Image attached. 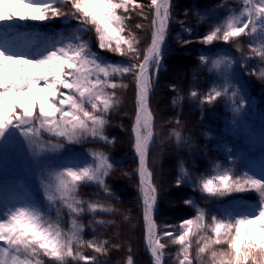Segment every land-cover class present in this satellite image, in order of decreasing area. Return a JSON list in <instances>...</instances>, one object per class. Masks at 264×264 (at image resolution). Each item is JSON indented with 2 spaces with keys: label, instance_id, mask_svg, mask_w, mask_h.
Instances as JSON below:
<instances>
[{
  "label": "snow or ice",
  "instance_id": "1",
  "mask_svg": "<svg viewBox=\"0 0 264 264\" xmlns=\"http://www.w3.org/2000/svg\"><path fill=\"white\" fill-rule=\"evenodd\" d=\"M240 3L239 10L230 9L203 36L202 43L258 38L259 44H250V50L264 62V0ZM133 14L141 18L135 29L147 37L143 46L138 32L130 27ZM56 19L65 23L75 20L76 25L67 33L51 34L26 26L29 21L42 24ZM143 21H148L147 30ZM171 21V0H149L147 5L138 0H0V143L17 135L23 138L40 167L42 193V199L21 198L4 206L0 213V264H101L98 255L109 254L108 239L95 235L85 239L84 233L86 227L95 233L97 226L115 225L114 220L98 219L96 214L116 215L118 209L100 201H85L79 190L94 185L107 197L119 199L106 182L115 162L106 152L95 149L82 154L80 161L55 164L50 158L64 153L67 145L114 143L106 128L111 113L121 104L118 93L130 86L134 94L130 131L138 161V205L152 264H166L165 254L171 246H177L176 264H264V170L257 174L238 169L241 157L232 155L231 147L226 148L227 164L213 161L209 172L199 176L181 164L176 186L188 184L205 199L251 192L257 202L237 201L231 208L210 214L186 199L184 203L194 208V216L178 225L157 223L160 187L150 153L160 137L150 100L157 87ZM89 32L94 33L99 51L85 38ZM237 50H241L239 45ZM103 52L126 59L109 60ZM198 59L211 66L209 71H218L222 80L203 95L200 105H211L219 98L229 100L230 124L236 127L247 103L244 88L233 82L236 61L227 54L215 58L200 55ZM259 76L264 79V71ZM198 94L190 92L193 99ZM171 135L178 149L189 142L176 129ZM205 136L212 138V133ZM86 213L92 216L87 225L80 219ZM120 247L111 244V248ZM84 248L98 255H88ZM126 264H134L131 249Z\"/></svg>",
  "mask_w": 264,
  "mask_h": 264
},
{
  "label": "trees",
  "instance_id": "2",
  "mask_svg": "<svg viewBox=\"0 0 264 264\" xmlns=\"http://www.w3.org/2000/svg\"><path fill=\"white\" fill-rule=\"evenodd\" d=\"M138 2L147 5L149 0ZM240 7V0H172V21L165 56L157 79V87L150 100L160 137V142L151 150L150 160L154 178L160 187L156 219L161 226L178 225L183 219L195 215L194 208L185 205L186 199L194 200L200 208L210 214H218L226 208H231L237 201L247 204L257 202L255 193L251 192L234 193L219 199H205L201 192L188 184L176 186L181 164L199 176L201 173L209 172L213 161L219 160L227 164V147L234 149L232 155L241 157L237 161L238 169H246L257 174L264 170V79L259 76V73L264 71V62L250 50V44L258 45L259 39L253 41L252 38L243 36L229 43L222 41H215L212 45L202 43L203 36L217 22L222 21L230 9L239 10ZM145 12H148L147 8ZM137 22H141V18L133 14L130 27L138 32L143 46L147 37L135 29L134 25ZM143 23L147 30L148 21ZM75 25V20L65 23L63 19L42 24L26 22V26H31L42 34L67 33ZM188 29L191 30L190 33ZM85 38L92 42L94 50L99 51L96 48L94 33H87ZM184 40L190 43L185 44ZM237 45L241 50H237ZM101 54L113 61L126 59L108 52ZM224 54L232 56L236 61L232 70L233 82L243 87L246 92L247 103L237 118L236 127L230 124L232 113L228 107L229 100L219 98L211 105H200L203 95L222 80L218 71H209L211 66L202 65L198 57L205 55L215 58ZM125 82H128V78H125ZM192 90L199 93L195 99L190 95ZM118 94L121 104L111 113V122L106 128V134L110 138H115L114 143L104 144L97 141L83 145H67L64 153L50 159L55 164H63L69 160L80 161L83 158L82 154L90 149L104 151L112 158L115 168L106 182L119 199L107 197L94 185L82 186L79 190L80 197L85 201H100L114 205L118 209L116 215L103 212L96 214L98 219L114 220L115 225L97 226L95 233L86 227L84 233L85 239H91L93 235L98 239H108L110 252L107 256H99L88 248H84L83 251L88 255H98L101 264H126L131 249L134 264H152V258L145 246L143 222L138 205V177L135 175L138 161L132 147L130 131L134 118L133 88L130 86ZM174 98H177L176 104L173 103ZM177 120L179 124L176 123ZM172 129L180 131L183 137L188 138V144H182L178 149L175 136L171 135ZM206 132H211L212 138L206 137ZM125 172L129 175H124ZM39 173L40 167L35 161L32 168L22 165L4 167L1 170L0 213L6 204L15 203L21 198L42 199L39 183L33 179L38 177ZM51 214L54 216L55 211L53 210ZM125 215L129 216L128 220L124 219ZM80 219L87 225L92 216L86 213ZM207 221L210 222V215ZM112 243H118L121 247L111 248ZM195 247L194 243L193 256ZM176 250L177 246H171L166 251V264H176Z\"/></svg>",
  "mask_w": 264,
  "mask_h": 264
},
{
  "label": "rangeland",
  "instance_id": "3",
  "mask_svg": "<svg viewBox=\"0 0 264 264\" xmlns=\"http://www.w3.org/2000/svg\"><path fill=\"white\" fill-rule=\"evenodd\" d=\"M33 157L28 150L27 144L22 137L16 138L7 143H0V172L5 167L22 166L32 168ZM14 165V166H13ZM38 182V177L33 178Z\"/></svg>",
  "mask_w": 264,
  "mask_h": 264
},
{
  "label": "water",
  "instance_id": "4",
  "mask_svg": "<svg viewBox=\"0 0 264 264\" xmlns=\"http://www.w3.org/2000/svg\"><path fill=\"white\" fill-rule=\"evenodd\" d=\"M171 2H172V0H171ZM151 256V255H150Z\"/></svg>",
  "mask_w": 264,
  "mask_h": 264
}]
</instances>
